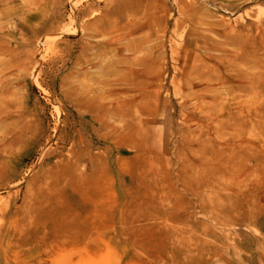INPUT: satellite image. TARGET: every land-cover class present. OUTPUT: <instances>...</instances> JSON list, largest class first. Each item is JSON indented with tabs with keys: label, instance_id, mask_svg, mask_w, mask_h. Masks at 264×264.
Returning a JSON list of instances; mask_svg holds the SVG:
<instances>
[{
	"label": "rangeland",
	"instance_id": "1",
	"mask_svg": "<svg viewBox=\"0 0 264 264\" xmlns=\"http://www.w3.org/2000/svg\"><path fill=\"white\" fill-rule=\"evenodd\" d=\"M227 2H202L195 16L215 29L197 26L189 39L176 38L180 43L172 19L158 49L165 88L171 54L184 38L206 39L226 63L264 78V0ZM39 4L0 0V141L14 138L0 151V230L13 223L18 237L28 236V250L0 257V264H253L264 251V150L253 149L254 158L237 153L226 170L208 171L203 186L202 175L185 174L172 152L178 97L170 89L143 113L158 108L148 127L150 150L135 130L146 124L128 127L113 111L94 118L79 101L80 34L57 29L42 43L46 35L26 28V18L65 23L72 4ZM117 57L101 55L95 81L113 76L108 70ZM263 121L252 122L254 136L264 132Z\"/></svg>",
	"mask_w": 264,
	"mask_h": 264
},
{
	"label": "bare ground",
	"instance_id": "2",
	"mask_svg": "<svg viewBox=\"0 0 264 264\" xmlns=\"http://www.w3.org/2000/svg\"><path fill=\"white\" fill-rule=\"evenodd\" d=\"M43 1L33 0L34 8H40L39 3ZM227 1V5L236 6L244 2ZM70 2L73 9L65 23L56 25L54 17H51L42 18L33 25L28 24L26 18V28L33 33L46 35L42 43H48L52 36H56L57 29L62 32L64 29L69 35L80 34L75 41L81 48L77 63L78 73L82 76L79 101L81 107L94 118L99 119V113L113 111L128 127L146 124L145 130L143 127H135V130L139 143H144L150 150L148 127L156 121L158 108L150 107L147 109L150 114L143 113L150 100L160 101L161 93L170 89L178 97V108L173 104L171 113L172 121L177 123L172 152L179 158L185 174L202 175L199 184L203 186L208 171L226 170L227 164L237 153L245 150L254 158L253 149L264 150V132H260V137L252 133V122L264 118V78L242 72L226 63L219 48L209 44L206 39L202 42L188 40L190 35L197 32V26L205 25L210 31L215 29L212 22L201 21L195 16L197 7L209 0ZM42 6L41 9H44L45 4ZM91 13H98L99 16L86 21ZM172 19L174 40L183 36L188 39L184 38L183 44L173 50L175 56L173 52L171 54L174 62L169 77L170 88H165L161 83V74L166 75L167 69L160 70L158 51L164 46L163 39ZM151 33L159 37L158 46L155 45L157 38H151ZM180 41L177 40L178 43ZM109 51L119 56L108 70L113 76L97 82L93 68H96L101 55ZM86 66L92 68L89 82H86L89 74ZM241 95L246 98H241ZM250 123L248 130L245 126ZM10 138L5 137L0 141V151L9 150L14 140L12 136ZM161 151L165 153V148ZM16 228L19 227L11 223L0 230L1 258H7L17 250H28V236L18 237ZM262 244L264 250V241ZM252 259L253 264H262L264 251L258 252Z\"/></svg>",
	"mask_w": 264,
	"mask_h": 264
}]
</instances>
